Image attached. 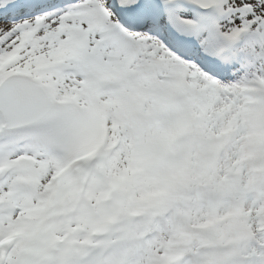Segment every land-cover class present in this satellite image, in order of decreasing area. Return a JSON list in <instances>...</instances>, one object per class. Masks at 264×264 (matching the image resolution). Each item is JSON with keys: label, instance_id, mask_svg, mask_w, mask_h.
I'll list each match as a JSON object with an SVG mask.
<instances>
[{"label": "snow or ice", "instance_id": "1", "mask_svg": "<svg viewBox=\"0 0 264 264\" xmlns=\"http://www.w3.org/2000/svg\"><path fill=\"white\" fill-rule=\"evenodd\" d=\"M0 264H264V0H0Z\"/></svg>", "mask_w": 264, "mask_h": 264}]
</instances>
